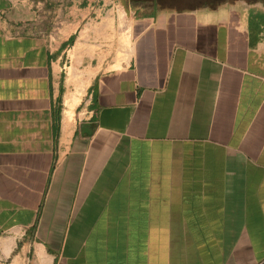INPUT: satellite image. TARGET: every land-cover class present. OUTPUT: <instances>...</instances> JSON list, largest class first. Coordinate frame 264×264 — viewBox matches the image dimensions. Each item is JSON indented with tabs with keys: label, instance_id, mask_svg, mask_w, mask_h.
<instances>
[{
	"label": "crops",
	"instance_id": "0c3cea01",
	"mask_svg": "<svg viewBox=\"0 0 264 264\" xmlns=\"http://www.w3.org/2000/svg\"><path fill=\"white\" fill-rule=\"evenodd\" d=\"M174 1L0 0V264H264V0Z\"/></svg>",
	"mask_w": 264,
	"mask_h": 264
},
{
	"label": "bare ground",
	"instance_id": "6f19581e",
	"mask_svg": "<svg viewBox=\"0 0 264 264\" xmlns=\"http://www.w3.org/2000/svg\"><path fill=\"white\" fill-rule=\"evenodd\" d=\"M75 99L70 98L69 100H67V102L65 103L67 105V111H66V122L70 123L73 120V108L75 106Z\"/></svg>",
	"mask_w": 264,
	"mask_h": 264
},
{
	"label": "flooded vegetation",
	"instance_id": "af4514ba",
	"mask_svg": "<svg viewBox=\"0 0 264 264\" xmlns=\"http://www.w3.org/2000/svg\"><path fill=\"white\" fill-rule=\"evenodd\" d=\"M159 1H161L163 4H177V2L176 1H174V0H159Z\"/></svg>",
	"mask_w": 264,
	"mask_h": 264
},
{
	"label": "rangeland",
	"instance_id": "374dc122",
	"mask_svg": "<svg viewBox=\"0 0 264 264\" xmlns=\"http://www.w3.org/2000/svg\"><path fill=\"white\" fill-rule=\"evenodd\" d=\"M76 67H77V65H76ZM75 68V67H74ZM73 67H70V69H69V74L71 75V76H75L76 74V71H75V69H74ZM71 72V73H70Z\"/></svg>",
	"mask_w": 264,
	"mask_h": 264
}]
</instances>
